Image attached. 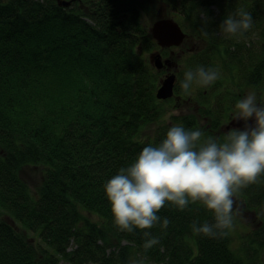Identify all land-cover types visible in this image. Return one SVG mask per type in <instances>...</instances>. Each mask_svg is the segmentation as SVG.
I'll list each match as a JSON object with an SVG mask.
<instances>
[{
    "label": "trees",
    "instance_id": "16d2710c",
    "mask_svg": "<svg viewBox=\"0 0 264 264\" xmlns=\"http://www.w3.org/2000/svg\"><path fill=\"white\" fill-rule=\"evenodd\" d=\"M163 1L191 32L205 33L203 25L213 36L203 35L208 47L171 56L178 64L174 94L161 99L157 90L166 69L149 55L160 47L143 18L153 10L149 0H96L86 13L55 0H0V264H131L133 246L155 264H264V177L235 198L257 218L255 229L240 232L238 244L235 226L249 222L235 220L223 238L192 231L194 221L214 222L199 203L184 211L162 208L161 223L170 221L166 229L158 224L127 233L114 225L104 184L144 146L159 143L173 125L223 140L227 132L216 131L231 121L243 91L264 94V48L255 55L244 40L232 37L227 44L219 31L237 9L252 14L254 29L264 23V0ZM162 49L167 55L168 47ZM220 59L223 72L229 69L217 82L198 87L197 97L181 89L186 71L217 69ZM182 97L195 100L194 111L167 119ZM26 164L43 167L36 191L20 174ZM144 231L160 241L146 252Z\"/></svg>",
    "mask_w": 264,
    "mask_h": 264
},
{
    "label": "clouds",
    "instance_id": "9594fccd",
    "mask_svg": "<svg viewBox=\"0 0 264 264\" xmlns=\"http://www.w3.org/2000/svg\"><path fill=\"white\" fill-rule=\"evenodd\" d=\"M203 22L207 23L206 16ZM252 27V14L237 9L227 15L219 31L227 38H239ZM219 76L216 68L197 67L184 73L180 87L187 93L193 84L208 87ZM253 117L255 123L250 125ZM232 120L244 121V129L228 130L223 140L173 125L159 143L144 146L133 163L121 167L104 184L114 225L127 233L158 224L166 229L170 221L165 217L161 223L162 208L170 204L184 211L199 203L213 213L214 222L198 225L194 221L192 231L213 239L226 237L239 211L237 194L264 177V103H258L256 93L250 92L235 103ZM143 236L145 252L160 242L150 231ZM133 264H145V259Z\"/></svg>",
    "mask_w": 264,
    "mask_h": 264
},
{
    "label": "rangeland",
    "instance_id": "374dc122",
    "mask_svg": "<svg viewBox=\"0 0 264 264\" xmlns=\"http://www.w3.org/2000/svg\"><path fill=\"white\" fill-rule=\"evenodd\" d=\"M149 2H151L152 6H153V10H151L149 13H143V18L145 19V22L148 23V25L151 27L152 25V21L159 18L160 16H163L165 14V16H173L176 20H178L180 22V19L183 20L179 14H173V13H169V9H168V6L167 4L163 1V0H149ZM215 8L217 10H221L220 9V6L218 3L216 2H213ZM66 7H72V5H66ZM169 13V14H168ZM181 23V22H180ZM185 24H181L182 27L184 28V30L187 32V35H186V38H185V42H183L181 45H178V46H172V47H168V54H163L162 52V48L161 47H156V50L155 51H161L163 56L164 57H179V58H182L183 57V53L186 52V50L188 48H196L197 50L198 49H202V48H205V47H208L210 45V42L206 39H202L204 36V33H202L200 30L198 33H194L193 30L191 32V29H190V26H188V24L186 22H184ZM199 28H201L203 31H205L207 33L208 36H210L212 38V34L211 32L208 34V32L205 30V27H203V25H198ZM253 29V34H251L250 36L248 37H243V39H234V42H238L240 44L241 41L244 40L245 43H248L246 44L249 48H250V51H252L255 55L258 53L262 56V52L260 49H263L264 48V23L262 24H259V25H256V28L254 29L253 27L249 30V32H251V30ZM256 29H258V31L256 32ZM190 32V33H189ZM194 33V34H193ZM201 34V35H200ZM195 35L197 37H195ZM195 39L197 40V44H195V46H191L192 45V41L191 39ZM254 48V49H253ZM154 51V52H155ZM196 51V50H195ZM150 53V52H149ZM150 56L152 54H149ZM174 58H172V61L174 60ZM218 63L220 64H217V69L219 70V72H223L224 70V66L223 65V62L221 61H218ZM222 63V65H221ZM166 69L165 73H164V76L169 73V72H173V66H169V65H165L164 67ZM163 68V69H164ZM229 67L223 72V75L228 71ZM163 76V77H164ZM230 80V79H229ZM217 82V81H216ZM233 82V85L238 88V86L235 84L234 81H231ZM161 83V82H160ZM228 83V82H227ZM176 84V83H175ZM219 85V83H218ZM229 85V83L227 84ZM225 86V85H224ZM224 86L222 85V89H224ZM198 87H203V86H200V85H196V84H193L191 90H190V93H192V96L194 97H197L198 96V91L200 90H197ZM209 87V86H208ZM208 87H205V90L208 88ZM194 88H196V90H193ZM250 92H255L256 95H257V102L258 103H264V94L260 93L259 91H257L256 89L254 88H251V87H248L246 88L243 93H242V98H245ZM181 101L178 102V105H173V107L167 112L166 114V118L169 119V117H171V115L173 113H180L181 111L183 112H187V111H190V112H193L194 110V107L196 105V102L195 100H192V101H189L188 99H186L185 97H182L180 98ZM165 118V115L164 117L159 121L160 123L164 120ZM232 120V119H231ZM159 122H155L151 125H149L146 129V135H149L151 133H153L154 129L156 128V123H159ZM203 123L205 124H208L210 125V120L205 118L203 121ZM231 122V121H230ZM230 122H224L222 126H220L218 128V130L216 131V133L218 134L219 132H223V131H226L228 132V130H231L232 128H238L236 126H233L230 124ZM20 174L22 175V177L29 183L31 189L33 191H36L40 185H41V182H42V178H43V167L41 164H26L24 165L23 167H21V170H20ZM235 207L239 210L238 212H236L235 214V220L239 219L240 221L242 222H249V224H244V223H241L240 225L238 226H235V231H234V234H235V237H237V239H235V244H238L239 242V237H240V232L242 230H252V229H255L256 228V221H257V218L256 216L254 217L255 214L253 213H249V212H246L244 210H242L241 207H239V205H235ZM4 215L5 212H3ZM88 213L89 215H91V217H93L94 219L98 220L99 219V216L96 215V214H92V213H89V212H86ZM247 227H245V226ZM258 225V224H257ZM36 232H33V231H29L28 230V235L29 236H32L34 237ZM39 239V238H38ZM123 243H128L126 240L123 241ZM133 253L131 254V264H133V261L134 260H138V259H141L143 257H140L138 254H136V250H135V247L133 246ZM145 264H155V262H151L149 260H146L145 259Z\"/></svg>",
    "mask_w": 264,
    "mask_h": 264
},
{
    "label": "water",
    "instance_id": "95a60500",
    "mask_svg": "<svg viewBox=\"0 0 264 264\" xmlns=\"http://www.w3.org/2000/svg\"><path fill=\"white\" fill-rule=\"evenodd\" d=\"M151 33L156 39L161 48L181 45L187 35V32L182 27L181 23L173 16H162L153 20L151 25ZM151 60L159 69L165 65L176 68L177 63L171 57H164L162 52L155 51L151 55ZM177 75L176 72L167 73L161 80L157 90V97L164 99L173 96ZM248 123L254 124L255 118H251ZM231 125L244 129V121L231 120Z\"/></svg>",
    "mask_w": 264,
    "mask_h": 264
},
{
    "label": "flooded vegetation",
    "instance_id": "af4514ba",
    "mask_svg": "<svg viewBox=\"0 0 264 264\" xmlns=\"http://www.w3.org/2000/svg\"><path fill=\"white\" fill-rule=\"evenodd\" d=\"M58 4L66 6V5H72L75 11H79L82 13H86L89 11L91 7L95 6L96 0H55ZM131 1V0H130ZM121 16H125L127 18L128 14H122ZM149 31L151 33V27L148 25ZM227 41V44L232 43L231 38L225 39ZM230 41V42H228ZM238 43V42H235ZM226 44V43H225ZM234 47V46H233ZM224 48V47H223ZM189 50H192L194 48H188Z\"/></svg>",
    "mask_w": 264,
    "mask_h": 264
}]
</instances>
